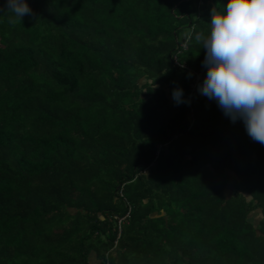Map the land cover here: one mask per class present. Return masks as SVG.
<instances>
[{"label":"trees","instance_id":"1","mask_svg":"<svg viewBox=\"0 0 264 264\" xmlns=\"http://www.w3.org/2000/svg\"><path fill=\"white\" fill-rule=\"evenodd\" d=\"M0 264H264V0H0Z\"/></svg>","mask_w":264,"mask_h":264},{"label":"built area","instance_id":"2","mask_svg":"<svg viewBox=\"0 0 264 264\" xmlns=\"http://www.w3.org/2000/svg\"><path fill=\"white\" fill-rule=\"evenodd\" d=\"M201 82H202V75L201 74H195V78L192 82V92H198L201 90ZM191 92V93H192ZM191 94L188 96V99L190 100Z\"/></svg>","mask_w":264,"mask_h":264},{"label":"rangeland","instance_id":"3","mask_svg":"<svg viewBox=\"0 0 264 264\" xmlns=\"http://www.w3.org/2000/svg\"><path fill=\"white\" fill-rule=\"evenodd\" d=\"M253 219H254V221H258L259 220V218L257 216L254 217Z\"/></svg>","mask_w":264,"mask_h":264}]
</instances>
